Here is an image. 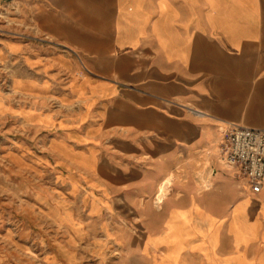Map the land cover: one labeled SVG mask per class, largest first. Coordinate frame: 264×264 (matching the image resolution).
<instances>
[{
  "label": "crops",
  "instance_id": "crops-1",
  "mask_svg": "<svg viewBox=\"0 0 264 264\" xmlns=\"http://www.w3.org/2000/svg\"><path fill=\"white\" fill-rule=\"evenodd\" d=\"M22 4L52 43L0 47L23 97L0 98V118L43 134L41 165L85 193L161 204L152 264H181L183 251L185 264H264V188L216 159L228 126L264 130V0ZM196 161L211 166L208 188ZM180 166L188 184L166 191Z\"/></svg>",
  "mask_w": 264,
  "mask_h": 264
},
{
  "label": "rangeland",
  "instance_id": "rangeland-1",
  "mask_svg": "<svg viewBox=\"0 0 264 264\" xmlns=\"http://www.w3.org/2000/svg\"><path fill=\"white\" fill-rule=\"evenodd\" d=\"M6 40L52 43L32 20L28 25L22 0H0V47ZM11 75L1 59L0 98L21 105ZM43 142V134L21 119L0 118V264H152L147 237L164 230L151 227L164 214L151 209L161 204L152 197L136 203L131 194L103 197L72 188L52 166L41 165ZM216 159L221 165L218 153ZM194 166L199 180L203 171L211 173L206 161ZM184 172L180 166L168 174L166 191L188 184ZM195 184L209 187L202 179ZM180 261L185 264L184 251Z\"/></svg>",
  "mask_w": 264,
  "mask_h": 264
},
{
  "label": "built area",
  "instance_id": "built-area-1",
  "mask_svg": "<svg viewBox=\"0 0 264 264\" xmlns=\"http://www.w3.org/2000/svg\"><path fill=\"white\" fill-rule=\"evenodd\" d=\"M221 134L219 162L226 169L237 170L251 192H259L264 188V130L231 125Z\"/></svg>",
  "mask_w": 264,
  "mask_h": 264
}]
</instances>
